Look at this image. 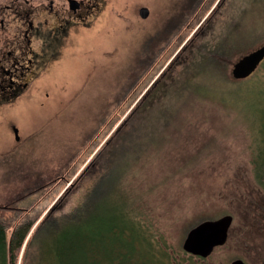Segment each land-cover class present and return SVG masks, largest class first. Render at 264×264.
<instances>
[{
  "label": "rangeland",
  "instance_id": "374dc122",
  "mask_svg": "<svg viewBox=\"0 0 264 264\" xmlns=\"http://www.w3.org/2000/svg\"><path fill=\"white\" fill-rule=\"evenodd\" d=\"M220 1L106 0L89 27L71 30L50 70L23 99L0 110V220L9 226L8 238L30 222L31 236L48 214L78 205L92 184L85 171ZM237 1L240 22L227 30L239 28L234 62L264 45V1L248 14L251 0ZM231 5L215 24L216 38L229 37L223 30L235 16ZM143 7L147 19L139 15ZM231 68L211 78L210 99L187 107L162 152H149L123 182L136 200L135 217L167 255V262L155 254L148 264H195L182 245L200 218L233 212L239 226L245 210L254 221L245 208L264 202L257 177L264 153V61L245 79L234 81ZM150 249L141 251L151 255Z\"/></svg>",
  "mask_w": 264,
  "mask_h": 264
},
{
  "label": "trees",
  "instance_id": "16d2710c",
  "mask_svg": "<svg viewBox=\"0 0 264 264\" xmlns=\"http://www.w3.org/2000/svg\"><path fill=\"white\" fill-rule=\"evenodd\" d=\"M229 2L235 15L223 30L229 37L224 40L214 35L215 24L225 13V9H217L155 86L140 98L85 171L83 177L91 176L92 184L78 205L67 213L48 214L31 236L35 223L17 225L8 238L9 226L0 220V264H18L23 248L22 264H148L157 256L167 262V255L154 248L156 240L145 222L135 217L136 200L123 182L149 152H162L184 121L188 106L210 99L211 78H218L232 66L230 77L238 80L233 75L234 66L251 52L235 62L231 59L232 49L239 46L235 36L239 28L227 30L240 22L242 14L240 5L235 4L239 1L227 0L226 5ZM259 2L251 0L246 13ZM259 164L257 177L264 186V153ZM144 247L151 248V255L141 251Z\"/></svg>",
  "mask_w": 264,
  "mask_h": 264
},
{
  "label": "flooded vegetation",
  "instance_id": "af4514ba",
  "mask_svg": "<svg viewBox=\"0 0 264 264\" xmlns=\"http://www.w3.org/2000/svg\"><path fill=\"white\" fill-rule=\"evenodd\" d=\"M105 2L106 0H0V110L14 105L31 91L60 56L71 30L89 27L102 12ZM226 2L227 0L218 2L211 14L220 8L226 10L230 3L226 5ZM207 19L208 17L202 21L196 33ZM157 80L158 78L145 93L155 86ZM11 128L15 140L20 142V130L14 124ZM236 207L243 208L240 204ZM245 209L252 214L254 221L249 223L245 210L239 226H236V215L233 212L200 218L188 231L182 248L192 229L205 222L230 216L231 223L225 241L215 246L207 257L189 253L183 248L186 256L195 264H264V202L258 201Z\"/></svg>",
  "mask_w": 264,
  "mask_h": 264
},
{
  "label": "water",
  "instance_id": "95a60500",
  "mask_svg": "<svg viewBox=\"0 0 264 264\" xmlns=\"http://www.w3.org/2000/svg\"><path fill=\"white\" fill-rule=\"evenodd\" d=\"M149 14L150 11L148 8L143 7L139 10V15L143 19H147ZM263 60L264 45L243 57L235 64L233 69L234 77L238 80L248 78L255 72ZM230 223L231 217L228 216L218 221L205 222L195 227L189 232L184 242V250L195 255L207 257L215 246L224 243Z\"/></svg>",
  "mask_w": 264,
  "mask_h": 264
}]
</instances>
